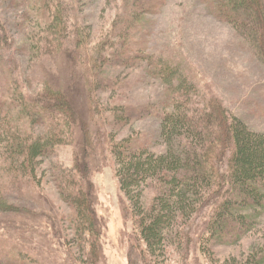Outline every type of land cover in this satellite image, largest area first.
Segmentation results:
<instances>
[{
    "label": "rangeland",
    "instance_id": "374dc122",
    "mask_svg": "<svg viewBox=\"0 0 264 264\" xmlns=\"http://www.w3.org/2000/svg\"><path fill=\"white\" fill-rule=\"evenodd\" d=\"M44 1L0 0V18L16 42L17 52L9 54L10 72L28 83L26 91L34 94L53 81L63 93L76 98L81 118L71 127L72 142L59 146L54 156L40 159L36 180H23L5 192L11 207L0 211V264H211L201 250L207 215L195 220L182 254L174 250L173 255L163 257L148 255L118 176L114 142L131 139L139 145L146 143L154 152L167 151L161 134L163 121L146 114L166 101L165 82L151 75L147 62L123 66L115 62L103 67L100 78L117 87L96 89L88 66L68 54L31 60L25 53L28 34L33 31L35 37L47 32L36 24ZM71 1L75 22L83 27V41L90 48L99 47L125 14L124 0ZM145 29L143 47L177 59L193 75L202 94L210 97L213 93L231 113L264 132V62L205 0H165L159 14L147 16ZM75 43L70 42L71 48ZM16 59L17 71L12 64ZM124 106L133 121L118 122L115 115ZM37 132L43 135L45 129L39 127ZM66 179L67 184L80 185L79 191L72 188L63 194ZM157 194L155 188L148 190L146 203ZM73 199L79 203L74 205ZM81 202L91 215L89 225L97 226L100 236L85 230L77 213ZM262 242L264 224L240 245L217 244L215 251L221 264H232L233 258H243ZM81 244L87 247L86 254Z\"/></svg>",
    "mask_w": 264,
    "mask_h": 264
},
{
    "label": "trees",
    "instance_id": "16d2710c",
    "mask_svg": "<svg viewBox=\"0 0 264 264\" xmlns=\"http://www.w3.org/2000/svg\"><path fill=\"white\" fill-rule=\"evenodd\" d=\"M50 1L43 2L36 20L43 27L41 32H47L35 37L33 31L28 34L25 53L31 60L68 54L88 66L93 88L103 90L117 87L100 78L103 67L147 62L151 75L166 84V101L146 114L163 121L161 134L167 151L157 153L131 139L112 146L122 190L132 203L146 252L159 257L175 251L182 254L195 220L207 215L201 250L211 264H221L215 245L238 246L264 224V132L231 113L213 93L210 97L202 94L193 75L177 59L143 47L147 16L159 14L165 0H124L123 18L96 48L83 41L86 33L75 22L72 1ZM205 1L264 62V0ZM72 41H76L74 48ZM12 51L17 52L15 39L0 18V211L11 207L5 192L23 180H36L40 159L54 156L59 146L72 142L71 127L81 118L76 98L63 93L53 81L36 94L26 91L28 83L10 72ZM12 64L17 71V59ZM119 112L115 115L118 122L133 121L125 106ZM39 127L45 129L43 135L37 132ZM64 185L63 194L81 188L67 184V179ZM151 188L158 194L147 204L146 192ZM72 203L79 202L73 199ZM85 206L80 203L78 216L85 230L100 236L98 227L89 225L91 215ZM81 245L86 254L87 247ZM92 252L94 256L93 248ZM231 263L264 264V242Z\"/></svg>",
    "mask_w": 264,
    "mask_h": 264
}]
</instances>
